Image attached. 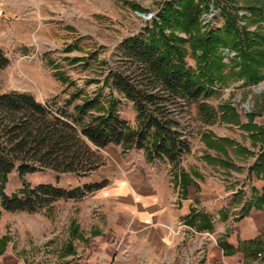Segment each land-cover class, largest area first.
I'll return each mask as SVG.
<instances>
[{
    "label": "rangeland",
    "instance_id": "obj_1",
    "mask_svg": "<svg viewBox=\"0 0 264 264\" xmlns=\"http://www.w3.org/2000/svg\"><path fill=\"white\" fill-rule=\"evenodd\" d=\"M164 1L176 0H0V49L7 58V64L0 68V92H28L40 102L49 103L52 111L72 92L106 96L110 92L104 83L108 72L127 70L121 53L122 39L143 38L146 26L157 19L156 14L163 9ZM204 1L209 11L198 14L200 23L208 22L207 28L210 29L221 27L222 18L213 9L212 0ZM231 3L240 16L238 25L246 30L264 32V21L249 11L252 7L264 10V0H232ZM203 28L200 27V31ZM163 32L181 38L187 36L181 28L173 25L164 28ZM184 46L187 51L184 61L196 72L198 66L187 50L188 45L184 43ZM217 52L224 63L234 54L225 47L218 48ZM229 68V65L224 67L223 73ZM208 86L213 93L202 101L216 110V116L221 114L218 106L229 104L237 113V121L216 117L212 124H203L194 102L184 105L181 110L172 103L168 104L189 147V151L181 155L180 162L202 168L212 181L221 180L225 194L235 197L237 204L242 199L257 204L255 198L261 193L264 173H255L250 168L264 149V81L247 85L230 75L225 84L212 80ZM111 95L119 100L116 114L133 126L135 112L132 104L114 89ZM68 107L71 108V104ZM203 133L209 139L229 138L231 143H222L217 149L209 148L201 140ZM97 152L103 163L85 176L56 173L49 169L22 176L10 171L1 183L0 191L11 194L22 183L29 186L48 183L64 189L81 187L87 185L82 178L90 174L113 179L123 174L126 168L129 170L128 162L139 165L140 156L145 158L142 150L121 152L116 145L99 148ZM221 160L231 165L224 166ZM100 188L85 194H97ZM66 199H55L35 212L1 211L0 237H5L7 242L6 252L0 254V262L12 264L13 260H19L20 264H34L35 261L36 264H49L51 260L44 263V259L38 256L55 255L58 245L68 239L66 233L75 234L70 231V226L74 223L77 204ZM243 264H264V247L255 249Z\"/></svg>",
    "mask_w": 264,
    "mask_h": 264
},
{
    "label": "trees",
    "instance_id": "obj_2",
    "mask_svg": "<svg viewBox=\"0 0 264 264\" xmlns=\"http://www.w3.org/2000/svg\"><path fill=\"white\" fill-rule=\"evenodd\" d=\"M231 2L212 0L222 25L210 29L208 22L201 24L199 20L200 12L209 11L204 0L164 1L163 9L156 14L157 19L146 26L143 38L122 39L121 53L127 70L108 72L104 83L110 92L106 96L72 92L52 111L49 103L40 102L28 92H0V188L10 171L22 176L49 169L85 176L103 163L97 149L108 145L119 146L121 152L141 149L147 161H166L173 181L177 180L183 187L187 179L179 163L189 147L168 104L181 110L184 105L194 102L203 124H212L216 117L236 123L237 113L229 104L218 106L217 111L221 114L216 116V110L202 101L213 93L209 83L217 80L225 84L230 75L247 85L264 81V32L246 30L238 25L240 16ZM136 10L139 11L138 7ZM249 11L264 21V10L252 7ZM172 25L181 28L187 36L181 38L163 32ZM202 26L205 29L200 31ZM184 43L198 66L196 72L184 61L187 52ZM221 47L234 53L227 63L221 61L222 56L217 52ZM6 64L7 58L0 49V68ZM227 65L230 68L223 73ZM112 89L132 104L133 126L116 114L119 100L111 95ZM70 104L71 108L68 107ZM206 134L201 135V140L209 148L217 149L222 143H231L229 138L209 139ZM220 163L231 165L225 160ZM250 169L264 173V149ZM105 183L106 180H101L72 189L48 183L35 186L22 183L11 194L0 191V213L35 212L55 199L76 198ZM255 201L259 202L256 205H264V184ZM5 241L1 236L0 244ZM255 242V239L249 241Z\"/></svg>",
    "mask_w": 264,
    "mask_h": 264
},
{
    "label": "crops",
    "instance_id": "obj_3",
    "mask_svg": "<svg viewBox=\"0 0 264 264\" xmlns=\"http://www.w3.org/2000/svg\"><path fill=\"white\" fill-rule=\"evenodd\" d=\"M140 160L128 162L129 170L113 179L82 178L86 184L106 183L97 194L66 199L77 204L70 226L75 234L66 233L55 255L38 256L44 263L243 264L264 247L263 204L245 199L237 204L221 180L212 181L197 166L179 163L187 179L182 187L166 161Z\"/></svg>",
    "mask_w": 264,
    "mask_h": 264
},
{
    "label": "water",
    "instance_id": "obj_4",
    "mask_svg": "<svg viewBox=\"0 0 264 264\" xmlns=\"http://www.w3.org/2000/svg\"><path fill=\"white\" fill-rule=\"evenodd\" d=\"M143 19H146V16H144V15H142V14H140V13H138Z\"/></svg>",
    "mask_w": 264,
    "mask_h": 264
}]
</instances>
